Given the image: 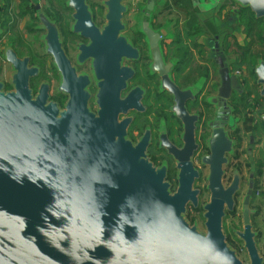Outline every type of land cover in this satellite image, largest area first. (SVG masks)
Masks as SVG:
<instances>
[{"label": "water", "instance_id": "water-1", "mask_svg": "<svg viewBox=\"0 0 264 264\" xmlns=\"http://www.w3.org/2000/svg\"><path fill=\"white\" fill-rule=\"evenodd\" d=\"M124 1H104L102 30L86 0L67 2L74 10L73 31L90 41L80 46L78 59H93L98 113L89 106L88 76L76 73L44 14L39 18L48 31L46 52L60 76L57 91L69 96L64 108L51 100L49 83L34 96L30 79L38 69L7 52L13 90L5 92L0 83V264H243L222 232L225 206L232 210L237 189V183L227 191L222 187L225 154L232 149L223 129L213 130L210 154L202 159L211 168L206 234L186 218L187 205L197 207L199 201L193 189L199 173L192 162L198 117L185 108L194 92L172 81L173 64L164 62L161 49L166 32L152 28L150 13L140 27L150 69L161 78V90L173 96L172 110L184 124L181 149L165 138L161 143L177 161L175 191L166 165L157 168L149 161L150 131L137 144L128 139L131 119L120 116L144 108L140 88L121 98L133 75L121 60L137 57L121 35ZM235 1L264 16V0Z\"/></svg>", "mask_w": 264, "mask_h": 264}, {"label": "flooded vegetation", "instance_id": "flooded-vegetation-1", "mask_svg": "<svg viewBox=\"0 0 264 264\" xmlns=\"http://www.w3.org/2000/svg\"><path fill=\"white\" fill-rule=\"evenodd\" d=\"M15 1L18 7L13 11L12 0H0V44H4L2 50L0 49V73L5 63L12 71L7 84L0 81L4 85V91L13 90L10 84L13 66L7 60L8 54H13L21 63L27 61L28 68L38 69L37 75L30 79V88L34 96L43 83H49L52 101L58 103L60 108H64L68 101L69 96L66 93L57 91L60 76L54 67L53 57L46 52L45 37L48 31L43 28L39 18V13H42L54 23L62 48L76 73L88 76L89 106L92 112L98 113L96 100L99 87L94 74L93 59L88 58L81 63L78 59L81 53L80 46H87L90 41L73 31L74 10L67 6L68 0ZM45 1L49 2L50 9L42 4V2L45 4ZM86 1L94 24L102 30L106 23L105 0L102 2L105 9L101 13L104 21L102 25L96 22L94 6L89 0ZM127 1H124L127 12L122 21L125 30L121 35L137 51V57H123L121 60V66L133 72L126 80V88L121 90V98H125L133 89L140 88L143 91L140 103L144 110L130 109L126 115L120 116V120L131 119L127 133L133 144H137L147 130L150 131L147 148L149 161L157 168L166 165L167 181L170 182L172 172H176V178L178 176L177 161L161 147L162 138L177 149H181L184 144V124L172 110L175 105L173 96L161 90V78L157 73L151 72L149 47L140 27L144 15L150 13L152 28L155 31L163 28L157 27L153 21L156 0H137L134 5L127 4ZM55 2H58L57 6ZM151 4L152 10H149L148 6ZM180 4L185 7L184 13L180 14L182 19H178L182 24L180 22L174 24V31L163 37L161 49L164 62L173 64L172 81L182 91L193 90L194 97L186 101L185 108L189 115L198 117L194 129L197 150L194 152L192 162L199 173L193 186V189L199 191V201L197 207L187 205L186 218L193 225L195 221L188 218L189 209L201 211L206 234L207 210L204 208L211 201V192L208 188L211 168L207 164L204 165L202 159L210 154L209 142L213 130L223 129L232 142V149L225 154L222 187L227 191L237 183V189L233 194L232 210L225 206L222 232L227 245L243 264H252L253 261L255 264H264V16L257 17L250 8L243 7L235 0L203 2L182 0ZM51 5L55 6L53 12ZM28 15L32 16L36 25L34 27L29 25L27 30L38 35L36 41L42 52L27 41L21 32H15L18 22ZM128 15L135 26L129 35L125 22ZM182 25L185 26V31ZM77 39L79 40L75 48L77 53L72 59L66 49V43H73ZM47 58H51L50 70L55 73L57 79L55 94L53 81L45 79ZM153 87L156 89L157 102H162L163 97L169 95L172 104L169 108L170 117L164 113L155 115L158 121L157 128L153 127L148 118L154 116L151 113L152 109L147 105L152 97ZM201 141L205 146L199 162L207 170L205 189L208 198L200 208L201 190L196 188V183L201 179V169L196 158L200 155ZM155 142L158 144L157 150L152 151ZM171 185V190L175 191L172 183Z\"/></svg>", "mask_w": 264, "mask_h": 264}, {"label": "rangeland", "instance_id": "rangeland-1", "mask_svg": "<svg viewBox=\"0 0 264 264\" xmlns=\"http://www.w3.org/2000/svg\"><path fill=\"white\" fill-rule=\"evenodd\" d=\"M40 1H42V0H40ZM176 1H177V3H181V2H178V0H176ZM102 2H103V0H89V3L94 6V11L96 12V22L99 25H102L103 22H104L103 21V15L101 16V13H103L105 11V9L102 7ZM42 4L45 7L50 9L49 2L47 3L45 1V4H44V2H42ZM55 4L57 6L58 2H55ZM11 6H12V10L16 11L17 7H18V3L15 0H12ZM54 9H55V6L51 5V12H53ZM159 10H160V13H159L158 9L156 11V16L160 17L159 24L160 25H165L167 23V21H165V19L167 20L170 17V14H169V12L166 9H163V7H161ZM177 11L178 10H176V12ZM125 22H126V25H127V28H128L127 34L129 35L131 33L130 31L133 28H135L134 22L131 21V18H130L129 15L126 17ZM18 23H19V25H17V27L15 28V32H18V31L21 32L23 34V37L25 39H27V41L33 43V45H35V48L39 51L40 48L38 47V43L36 41V37L38 35L36 33H31L30 31L27 30L29 25L32 26V27H34L36 25L35 20L32 18L31 15H28L27 17L23 18V20L19 21ZM182 28L184 30L185 26L182 25ZM76 42H79V40L77 39L73 43H71V42L66 43V49L68 50V53H69V55H70V57L72 59L75 58V55L77 53L76 50H75ZM3 45H4L3 43L0 44V49L1 50L3 48ZM39 52H42V49ZM51 65H52L51 58H47L46 59V65H45L46 70H47V73H46L47 76L45 77V79L48 80V81H53V86H54L53 94H55V90H56V87H57V79L54 76L55 73L50 70ZM11 73H12V71H11V68L9 67V65L6 64V63L3 64V69H2V72L0 73V81L3 82L4 84H7L9 82ZM156 98H157L156 89L153 87V89H152V97H150L149 102L147 103V105L152 109L151 113L154 115V116L148 117L150 123L153 125L154 128H157L156 125L158 123V121H156L155 115L157 113H159V114L164 113V114H166L165 116L170 117L171 114L169 112V108L172 105L171 104V98H170L169 95L164 96L162 102H157ZM160 116H162V115H160ZM134 130H136V129H134ZM134 132H136V131H134ZM157 146H158V144H157V142H155L153 144L152 151H156L157 150ZM204 146H205L204 143L201 141V149H200V152H199L200 155H198V158H196L197 165L201 169V179L196 183V188L201 190L200 208L202 207V205L205 203V201L208 198V194L206 193L207 191L205 189L206 185H207V182H206L207 170L205 168H203V166L199 162V160H200L199 158L202 156V154H204V152H202ZM172 166H173V164H172ZM169 180L173 184V190H175L176 187H177V178H176V172L175 171L172 172V175L170 176ZM201 215H202L201 211H193L191 209H189V211H188V218L190 220H194L195 221L194 224H196L198 226V229L201 232L204 233L203 219H202Z\"/></svg>", "mask_w": 264, "mask_h": 264}, {"label": "crops", "instance_id": "crops-1", "mask_svg": "<svg viewBox=\"0 0 264 264\" xmlns=\"http://www.w3.org/2000/svg\"><path fill=\"white\" fill-rule=\"evenodd\" d=\"M182 0H178V2H181ZM185 1V0H184ZM204 0H202L203 2ZM135 2H137V0H128L127 4H135ZM163 7V9H166L169 14L170 17L165 21H167V25H160V17L156 16V11L158 9L159 13H160V8ZM176 10H178L176 12ZM185 11V7L184 5H181L180 3H177L176 0H156V7H155V13L153 14V21L155 23V25L157 27H162L163 30H165L166 34H170V31H174V24H176L177 22H180V24H182L181 21H179L178 19H182V17H180V14H183ZM178 16L180 18H178ZM158 23V24H157Z\"/></svg>", "mask_w": 264, "mask_h": 264}]
</instances>
